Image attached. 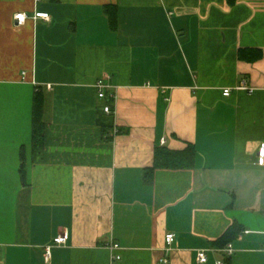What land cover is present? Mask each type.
Here are the masks:
<instances>
[{"label": "crops", "instance_id": "obj_1", "mask_svg": "<svg viewBox=\"0 0 264 264\" xmlns=\"http://www.w3.org/2000/svg\"><path fill=\"white\" fill-rule=\"evenodd\" d=\"M243 80L264 86V0H0V264H264V92ZM189 146L193 167L153 169Z\"/></svg>", "mask_w": 264, "mask_h": 264}, {"label": "trees", "instance_id": "obj_2", "mask_svg": "<svg viewBox=\"0 0 264 264\" xmlns=\"http://www.w3.org/2000/svg\"><path fill=\"white\" fill-rule=\"evenodd\" d=\"M108 15L112 27L115 26L116 14L109 12ZM44 110H45V98L41 93H36L34 97L33 104V124H32V136H33V149L39 150L45 146V122H44ZM107 128V126H106ZM108 128H113V125L108 126ZM196 157V150L194 147L189 146L183 153H173L166 149H161L156 151L155 157V167L153 168H163V169H180V168H190L194 166V161ZM152 170L146 172L148 177V182H151ZM241 233V228L233 226L217 243L216 246L226 247L231 243L237 235ZM224 264H230V258L225 260Z\"/></svg>", "mask_w": 264, "mask_h": 264}, {"label": "built area", "instance_id": "obj_3", "mask_svg": "<svg viewBox=\"0 0 264 264\" xmlns=\"http://www.w3.org/2000/svg\"><path fill=\"white\" fill-rule=\"evenodd\" d=\"M15 20L18 23L19 26H23L26 24L28 17L26 14L23 13H19L17 15H15ZM34 19H43L45 21H50V15L47 13H36V15L34 16ZM26 73H23V77L25 76ZM108 78H102L100 80L97 81L95 87L98 91V96L100 99L105 101V105H104V113L107 116H114L115 112H114V102L116 101V95H110V94H106V90L108 88H112L110 85H108L107 83ZM235 90L241 92H247L250 94H253L255 92H257L258 90L263 91L264 92V86H262L261 88H256V87H252L249 86L246 80H243L236 88ZM232 89H226L223 93V95L225 97H229L231 95ZM114 135L118 134V131L113 132ZM112 134V135H113ZM258 159L260 163H263L264 161V142L261 143L259 150H258ZM175 234L173 233H169L166 235V244L168 246H171L174 242H175ZM68 242V234H63L58 236L57 238L54 239V243L56 245H66ZM113 249V248H112ZM226 255L228 257H232L234 255V248L233 246L230 244L226 247V249L224 250ZM51 246L46 248V259L50 260L51 259ZM119 258V257H118ZM117 259V258H116ZM197 260L199 264H207L209 262V257H208V252L205 251H201L197 254ZM160 264H169V260L167 258H164L160 261ZM216 264H224L223 260H219L216 262Z\"/></svg>", "mask_w": 264, "mask_h": 264}]
</instances>
